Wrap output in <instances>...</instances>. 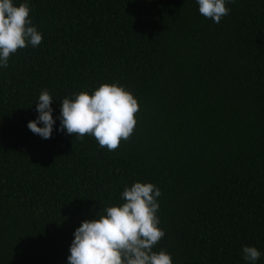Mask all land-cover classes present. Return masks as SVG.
<instances>
[{"label": "trees", "instance_id": "1", "mask_svg": "<svg viewBox=\"0 0 264 264\" xmlns=\"http://www.w3.org/2000/svg\"><path fill=\"white\" fill-rule=\"evenodd\" d=\"M42 34L0 67V264H68L74 231L134 182L161 190L173 264H264V0H13ZM102 83L137 99L131 137L109 151L59 131L61 102ZM49 139L29 130L41 90ZM42 127L43 124L41 123Z\"/></svg>", "mask_w": 264, "mask_h": 264}, {"label": "clouds", "instance_id": "2", "mask_svg": "<svg viewBox=\"0 0 264 264\" xmlns=\"http://www.w3.org/2000/svg\"><path fill=\"white\" fill-rule=\"evenodd\" d=\"M234 3L235 0H228ZM199 13L219 24L229 14L226 0H197ZM28 4L0 0V67H8L10 55L42 42V34L32 25ZM65 97L61 102L59 131L83 139L95 138L101 148L114 151L121 140L127 141L136 126L139 104L134 95L116 83H102L90 95L87 91ZM53 97L41 90L36 102L39 115L27 127L43 139H49L55 119ZM43 124L41 127L40 124ZM161 190L153 183L134 182L121 193L120 205L104 208V214L84 220L74 231L68 264H173L165 250L154 251L165 235L159 227L158 197ZM243 258L255 264L261 252L254 246L242 248Z\"/></svg>", "mask_w": 264, "mask_h": 264}]
</instances>
